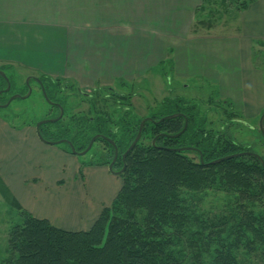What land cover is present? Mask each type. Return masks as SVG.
<instances>
[{
    "label": "trees",
    "instance_id": "1",
    "mask_svg": "<svg viewBox=\"0 0 264 264\" xmlns=\"http://www.w3.org/2000/svg\"><path fill=\"white\" fill-rule=\"evenodd\" d=\"M253 1L220 0L217 7L201 0L194 33L199 26L210 30L215 18L218 22L224 15L240 13ZM200 12L208 13L201 19ZM40 80L47 99L58 102L65 113L66 100L55 95L66 84L45 77ZM104 89L110 95L99 99L101 93L94 91L97 100H91L89 113L74 114L68 120L63 116L39 131L48 141L66 139L76 152L101 135L95 143L104 146V166L114 156L113 145L105 139L112 141L117 149L114 166L124 165L117 195L87 231L57 228L16 203L21 222L9 228L0 264H264V168L257 158L239 155L256 154L253 149L206 132L196 107L179 98L164 99L157 104V113L138 116L129 94ZM172 114L182 116L160 121ZM184 117L185 131L171 137L183 129ZM146 118L139 141L121 161ZM71 128L73 135L67 139ZM234 154L239 156L210 164ZM259 157L264 161V156ZM207 191L227 196L218 211L201 208Z\"/></svg>",
    "mask_w": 264,
    "mask_h": 264
},
{
    "label": "crops",
    "instance_id": "2",
    "mask_svg": "<svg viewBox=\"0 0 264 264\" xmlns=\"http://www.w3.org/2000/svg\"><path fill=\"white\" fill-rule=\"evenodd\" d=\"M151 2L148 10L138 7ZM200 3L201 0H0V65L19 64L45 78L76 80L90 86L100 81L98 77L92 81L83 78L86 68L96 75L105 72L98 68L104 60L88 48L90 42L126 47L147 41L163 51H152L154 59L145 65L130 63L123 68V60L116 52L97 51L99 56L110 57L105 72L108 77L101 76V80L114 78L126 82L142 76L152 65L162 62L168 48L174 53V73L185 77L193 63L186 56L188 46L201 40L224 38L190 35ZM239 24L242 40L235 44L224 42L227 52L229 47L233 48V57H239V50L242 52L243 65L236 70L238 75L226 79L213 75L218 63L223 62L213 52V44L199 50L198 55L203 58L196 56L195 70L204 73L206 80L219 83L220 96L229 99L234 109L254 118L264 110L262 67L256 69L252 64L255 43L259 56L264 54V0H255L241 11ZM5 131L12 132L7 128ZM27 132L28 158L8 169L0 163V184L33 217L66 231H87L101 209L115 198L122 183L120 177H113L116 190L109 205L92 206L85 197L75 198L74 186L83 184L75 181L80 172L75 155L60 146L45 144L36 130ZM2 153L0 147V156ZM97 169L109 171L106 166Z\"/></svg>",
    "mask_w": 264,
    "mask_h": 264
},
{
    "label": "rangeland",
    "instance_id": "3",
    "mask_svg": "<svg viewBox=\"0 0 264 264\" xmlns=\"http://www.w3.org/2000/svg\"><path fill=\"white\" fill-rule=\"evenodd\" d=\"M219 1L220 0H210L211 4L216 3L217 7L220 3ZM151 4L152 2L144 3L143 6L140 4L138 7L147 9ZM162 6H164V4ZM207 13L200 12L202 17L199 16V18L202 19ZM215 15L216 14H214V16ZM239 15L240 13L233 12L232 14L224 15L218 22H215V18L213 22L214 26H209V28L211 27L210 30L200 26L196 27L197 31L195 34L197 35L207 37L219 36L224 38L201 40L200 42L196 41L198 43H191L188 46L189 50H186V56L187 59L193 63L189 64L188 68L190 73H187L188 75L185 77H180L174 73L172 63L174 61V53H171L172 50L168 48L163 58H161L162 62L157 65H152L149 68V72L146 74L134 76L131 79L125 80L126 82L122 79H114L111 77L112 80H105L107 81L105 84V81L101 80L100 77H108L105 72L109 69L110 63H107V61L110 57L107 55L99 56L97 51L116 52L122 58L123 62L121 65L124 68L130 63L134 66L145 65L150 59H154L151 57L152 51H163V49L153 47L147 41L142 44L126 47L107 46L106 43L102 41L90 42L88 48L93 51L95 56L101 57L105 61L98 64V68L105 70V72L103 71L101 74L96 75L92 74L86 68L85 71L82 72L84 73L82 77L88 81H92L94 77H98V80L103 83L96 82L90 86H85L73 79H71L73 81L61 79V84L64 80H68L67 83H64L66 84V88H63L56 95V98L66 100L64 117L68 120L71 115L89 113L91 109V100H97L96 97L98 94L96 93H101L99 99H103L104 96L110 95L105 92V87H110L112 93L129 94L131 96V104L138 116L148 117L157 113L159 111L157 104L164 99L179 98L181 101L187 102L188 106L194 105L196 107V112L199 113L198 117L202 118L206 132L214 134L215 136L218 135L223 138H228L240 145L248 146L252 148L254 153L258 156H264V138L259 133V119L262 114H264V110L259 112L257 117L251 118L240 110L234 109L229 99L220 96L221 85L206 80L204 73H196L195 70L196 58L201 57L198 55L199 50L205 45L213 44L215 45L213 47V52L217 54L216 57L223 60V62L218 63L219 66L216 68L213 75L217 74L220 78L225 79L238 75L236 70L243 65L242 52L239 50V57H233V48L229 47L227 52L224 47V42L235 44L237 40H242ZM193 29L194 26L189 30L191 32L190 35L194 34ZM255 44L252 47V64L256 69L259 66L262 67V73L264 75V54L259 56L257 43ZM204 65L205 64H203V66ZM0 71L9 80L12 86L8 92L0 94V147L3 150L0 163L4 164L3 166L8 169L14 164H19L18 162L22 160L25 161L30 154L27 142L29 137L27 129L35 130L36 124L40 121L56 118L59 110L50 106L43 96L44 91L40 92L39 86L35 82L36 79H42L43 76L41 73L31 71V69L24 68L19 64L0 65ZM27 80L28 82L26 84ZM53 80L56 81L59 79ZM28 88H30L31 93L28 97L23 99L22 97L27 94ZM4 89L5 82L0 79V92ZM78 92L90 94L92 97L89 99ZM16 95L21 98H16L11 101L7 107H3L12 96ZM223 102L226 103L223 104ZM93 105L99 106L97 103ZM112 105L113 104L108 101V106L110 109L114 110V106ZM89 116L93 117L94 115L91 114ZM113 117L115 118L116 115ZM6 128L10 129L12 132L5 131ZM72 135L71 128L66 138L68 139V137L70 138ZM44 143L50 146H60L68 151L66 143L58 145L49 142ZM102 145L103 144L99 142L94 143L92 148L85 155L74 157L80 166V172L76 175L75 181L77 183V181L80 180L83 183L74 186L73 191L75 198H77V196L85 197L87 203L97 207L105 204L109 205L108 203L111 202V197L116 190V188L113 187L112 180L113 177L118 178V176L111 174L107 170L99 171L97 169L100 166H104L101 164ZM104 153H106V151L103 152V154ZM187 156L195 160L197 159L196 155L192 153H188ZM33 159L34 158H31V161ZM108 165H106V167ZM113 171L117 172L118 170L117 168H113ZM10 173L11 172H9V174ZM11 174L15 175L13 173ZM226 200L227 196L221 192L207 191L203 195L201 208L208 211H218L225 204ZM15 205L16 202L7 194L0 184V260L5 256L9 228L21 222V217Z\"/></svg>",
    "mask_w": 264,
    "mask_h": 264
},
{
    "label": "water",
    "instance_id": "4",
    "mask_svg": "<svg viewBox=\"0 0 264 264\" xmlns=\"http://www.w3.org/2000/svg\"><path fill=\"white\" fill-rule=\"evenodd\" d=\"M0 77H1L2 79H4V81H5V83H6V88H5L3 91H1L0 94L3 93V92L6 93V92L9 91V89H10V83H9L8 79L4 76V74H3L1 71H0ZM27 82H28V80L26 81V84H27ZM30 93H31V92H30V88H28V90H27V94H26L24 97H22V98L24 99V98L28 97V96L30 95ZM43 96H44L45 100H47V102H48L49 104H52L50 101H48V99H46L47 97H46V94H45L44 92H43ZM16 98H21V97L18 96V95H16V96H12V97L9 99V101L7 102V104H5L3 107H7L8 104H9L11 101H13L14 99H16ZM62 114H63V112H62V110L60 109V114H59V117H58L57 119L40 121L39 123L36 124V126H35V128H36V134H37L38 138H39L41 141H43V142H47V141H45V140L42 138V136H41V134H40V131H39V127H40L41 125L45 124V123H48V122H50V123H54V122L58 121V120L62 117ZM179 116H182V115H181V114H172V115H169V116H166V117L162 118L160 121H162V120H167V119H173V118H176V117H179ZM148 120H149V119L146 118V119H144V120H142V121L140 122L139 129H138V132H137V134H136V137L134 138L133 142L131 143V145L129 146V148L126 150V152L123 154V156H122V160H124V158H125V156L127 155V153H128L130 150H132V148H133V147L136 145V143L139 141L140 136H141V132H142L143 125H144V123H145L146 121H148ZM160 121H158V122H156V123H159ZM263 121H264V114H262V116H261L260 119H259V129H260L261 133L264 135ZM186 127H187V122H186L185 117H184V126H183V129L181 130V132H179L178 134H176V135H174V136H171V137H177V136H179L181 133H183V132L185 131ZM98 137H100V136H94V137L90 140V142H89L88 146L86 147V149H85L84 151H82V152H76L75 149H74V147L72 146V144H71L69 141L60 140V141H56V142H53V143H52V142H49V143H52V144H56V145H58V144H61V143H63V142H66V143L69 145L72 154H74V155H78V156H82V155H85V154L91 149L93 143L95 142V140H96ZM105 140L108 141V142H110V143L113 145V147H114V156H113V160H112V161L110 162V164L108 165V170H109L111 173H113V174L119 176V175H121L122 172H123L124 165H123V167L120 169V171H118V172H114V171H113V164L115 163L116 158H117V149L115 148L114 143H113L112 141H110V140H108V139H105ZM154 144H155V139L152 141V145H154ZM181 150H183V151H190V150H193V148H183V149H181ZM179 151H180V150H179ZM245 154H247V155H251V156L257 158V159L260 161V163H261V165L263 166V168H264V161H263L258 155L253 154V153H242V154H239V155H245ZM239 155H238V154H234V155H231V156H227V157H225V158H222V159H218V160L212 161L210 164L219 163L220 161H223L224 159L235 158V157H238ZM200 160H201V163H202L201 154H200Z\"/></svg>",
    "mask_w": 264,
    "mask_h": 264
},
{
    "label": "flooded vegetation",
    "instance_id": "5",
    "mask_svg": "<svg viewBox=\"0 0 264 264\" xmlns=\"http://www.w3.org/2000/svg\"><path fill=\"white\" fill-rule=\"evenodd\" d=\"M35 82H36V84L39 86V89H40V92H42V91H44V87H43V85H42V82H41V80L39 79V80H35ZM28 90V89H27ZM8 92V91H7ZM45 92V91H44ZM79 93V92H78ZM79 94H81V95H85L84 93H79ZM57 96L55 95V98H56ZM47 99V98H46ZM58 99H60V98H58ZM49 101V100H48ZM52 104H50V106H52V107H54V108H57L59 111H58V116L56 117V118H53V119H48V120H54V119H57L58 117H59V114H60V109L62 110V112H63V114H62V117L64 116V110H63V108L60 106V104L58 103V102H56V101H50ZM61 117V118H62ZM60 120V119H59ZM58 120V121H59ZM43 121H45V120H43ZM57 122V121H56ZM56 122H54V123H56ZM240 123H241V121H240ZM49 124H53V123H50V122H48V123H45V124H43V125H41V126H47V125H49ZM40 126V127H41ZM261 135L264 137V135L261 133ZM97 136H100L101 137V135H97ZM109 140V139H108ZM48 141V140H47ZM64 141H66V140H64ZM96 141V140H95ZM95 143V142H94ZM93 143V144H94ZM93 146V145H92ZM103 148H104V146H103ZM86 149V148H85ZM84 151V150H83ZM113 160V159H112ZM111 160V161H112ZM110 161V162H111ZM121 161H124V160H122V157H121ZM109 162V163H110ZM114 165H117V163H115ZM123 167V166H122ZM121 167V168H122ZM114 168H116V166H114ZM120 168V169H121ZM120 169H117L118 171L120 170Z\"/></svg>",
    "mask_w": 264,
    "mask_h": 264
}]
</instances>
